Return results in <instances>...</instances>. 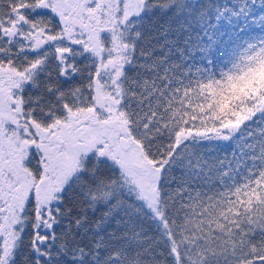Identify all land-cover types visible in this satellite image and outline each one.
<instances>
[{"label":"trees","instance_id":"1","mask_svg":"<svg viewBox=\"0 0 264 264\" xmlns=\"http://www.w3.org/2000/svg\"><path fill=\"white\" fill-rule=\"evenodd\" d=\"M26 1L11 0L12 10L35 3ZM139 10L117 22L116 36L102 33L101 54L74 55L65 74L53 51L56 35H37L46 43L38 73L45 75L29 93L51 101L50 91L70 88L71 80L49 79L47 64L57 77H74L78 88L116 59L127 134L162 170L157 197L146 203L122 185L110 161L90 155L63 189L46 243L23 232L8 264H264V0H141ZM116 17L123 15L92 12L83 20L95 28ZM27 18L33 26L27 21L24 34L48 26ZM82 41L68 50L87 47ZM0 53V66L26 54L21 46ZM53 109L46 103L40 114L21 110L12 117L30 133L33 120L45 122ZM233 123L239 128L225 139L215 136ZM189 131L201 135L179 142Z\"/></svg>","mask_w":264,"mask_h":264},{"label":"rangeland","instance_id":"2","mask_svg":"<svg viewBox=\"0 0 264 264\" xmlns=\"http://www.w3.org/2000/svg\"><path fill=\"white\" fill-rule=\"evenodd\" d=\"M92 1L97 2V7H95L92 12L94 13V15L99 14L100 18L102 16H106V18H108L119 14L123 15V18L116 17V21L111 23V26H107L106 24L100 25V23H98V26H96L95 28L90 27L89 23H86L87 21L83 20L82 16V25L80 26V28H75V26H78V24L75 20L71 19V21L73 20L72 22L70 21L73 27L71 38H73L74 41L80 40L82 38V43L89 47L90 52L93 55L98 56L99 54H101L102 51L101 46H99L100 44H103L104 36L102 35V33H110L114 36H116V34H119L121 26H117V22H120V24H122V22H124V20H127L128 17L137 14L140 11L139 9L141 8V0ZM40 3L41 1H36L34 4H32L31 10L36 11V8L43 6ZM90 6L91 5H89L87 8L84 7L82 12L88 9L89 14L91 15L92 7ZM102 11H104V14H102ZM6 14L8 19L10 14ZM78 18L80 17L76 13L75 19ZM28 26L31 27L33 26V24L30 23L28 24ZM25 31L32 32V30L27 28L25 29ZM98 35L101 36L99 37ZM55 40L56 43L60 44L59 46L55 44L56 47L60 48V51L58 53L54 51L57 57L56 61L63 62L62 64L65 66V68L63 70L62 67L60 68L58 66V68L59 71L63 72L64 74L67 70H69V68L71 69L75 66V62H73L74 55H77L82 59L88 58V55L84 57L83 54H78L81 52L83 53V48L77 47V44L73 45L77 48H71L70 50H68V46H71L72 43L70 44V42H64L62 40V34L56 36ZM259 41H262L264 43V37H260ZM81 48L82 50H80ZM44 51L45 50H36L35 52L39 53L32 56L21 54V57L15 56L17 58V61L15 63H10L11 61H9L5 64L6 67L4 68H8L9 73H4V71H2V74L10 75L11 77L15 78L12 83H7L4 81V78H0L2 82L1 85L3 87L9 84L11 85L10 98L7 97L8 100L11 101V113L13 111H16V113L21 111L18 110L20 104L19 101H21L20 97L28 93L31 89V83L34 81L31 80V78H38L37 76L39 66L40 64L43 65V63L41 62L42 55H46V53H43ZM85 54H89V52H86ZM22 58L24 60H22ZM28 58L32 60L26 63L29 60ZM69 59L73 60L72 66L68 65V63L65 62L69 61ZM115 61L117 60H108L104 61L103 64L100 63V74L96 75V77L93 78L91 85L84 86L85 84H79L81 85L80 87H78L79 89L75 88V85L73 83L70 88L68 84L64 86L63 93H65L66 95L69 92V89L70 91L72 90L70 92L71 105H74L73 109L76 116V119L73 123H68L65 116L62 119L65 123L60 124L58 127H54L53 129L47 130L46 126L42 124L43 122L37 124L41 128H43L42 131L37 133V137L41 138V144L39 147L41 149L44 160L42 166H40V175L41 177L46 176L49 182L48 188L45 189L43 192L45 197L43 199H39L41 200V209H43L47 205L48 202L46 201L49 197V199L53 201L54 206L56 208L59 207L60 198L63 193L62 187L64 186V184L65 187L66 185H69L70 181L74 179L75 176L79 174L83 169V163L88 160L90 155L92 156L93 154L110 161L111 165L114 166L115 170H118L117 175L121 179L123 183L122 185L124 187H127L128 189L131 185V187L136 193L135 195L140 196L143 200L146 201V203L150 201L152 202L154 197H157V191L162 170L161 168L156 167L151 161H149L148 158H146V156L141 150L140 145L135 142L129 136V134H127V122L122 116L123 114L121 113L122 108L119 96L120 89L118 83L119 74L116 71L117 62ZM18 65H24V69L20 70L17 67ZM45 66L46 68L48 67L51 70L50 74H53L55 68H53L54 65L51 66L50 64H47ZM21 77H23V81ZM29 77L31 78L27 79ZM18 84L20 86H18ZM96 85L98 88V100L96 99L94 92ZM89 87L91 88L90 93L88 91L85 92L84 89L86 90ZM81 90L84 91L85 94L82 93ZM84 96L87 98H84ZM29 112L34 115L30 110ZM16 118L18 117L15 115L14 118L11 116L12 127H17ZM28 118L30 119L32 118V116ZM48 120L49 117L46 121ZM49 124L51 128L54 126L53 122ZM239 125L240 123H233L224 126L220 128L221 131L216 133L215 136L220 139H225L226 135H229L232 132L236 131L239 128ZM35 126L36 124H34V127ZM27 135L25 133H22L20 129H12L11 150L13 151V156H15L16 160L20 163L19 166H16V170H20L22 173H25V178L24 176L23 179H21V177L18 178V173H16L15 177H11L8 182L11 187V194H18L17 187L19 186L20 189L22 187V189L24 190L28 187H31V190L36 188L37 179L35 180L33 174L29 171L31 169V166H33V164H31L33 160L30 159L31 157H29L28 149H26L29 144L30 146L34 147L32 145L33 139H31ZM200 135L201 134L192 133L189 131L187 133H180L178 139L179 142H182L184 140H190L194 138V136L199 137ZM120 137H125L128 140V150H123L120 148L118 144ZM20 149L23 150L24 153L22 152L17 155L16 153ZM51 169H53V172H51ZM42 189H44V187ZM32 192L33 190L31 191L30 195H32ZM23 209H25V206L23 207ZM23 209L19 206V204H15L14 206H12L11 210H9L10 212L6 211V213L1 212L0 214L1 221H3L5 217L8 218V222L6 224L7 229L4 231V234L2 232L3 235L0 236L1 258L3 257L4 253L9 252L10 246L12 249L15 248V241L17 240V238H20V236L23 234V230L26 228V222L24 221V219L27 215L26 211H21ZM29 210L32 211V209ZM154 211H156L155 213L158 214L157 208H154ZM8 213L12 214L10 218ZM20 218L22 219L20 220ZM9 228H11V235L9 234L8 236L7 234L9 232ZM34 231L35 232L33 233V238H31V240L33 239L32 241L35 244H39V241L44 242L47 240V233L39 231L38 228ZM4 243H6L7 247L3 246ZM22 243L24 244L25 242L23 240H20V242L16 243V246ZM5 248L6 252H4Z\"/></svg>","mask_w":264,"mask_h":264},{"label":"flooded vegetation","instance_id":"3","mask_svg":"<svg viewBox=\"0 0 264 264\" xmlns=\"http://www.w3.org/2000/svg\"><path fill=\"white\" fill-rule=\"evenodd\" d=\"M1 1V0H0ZM19 3H27L26 0H17ZM40 2L43 6H40L34 10H31L32 7L28 6L27 4L21 5L20 7H14V10H12L11 6V0L6 1L2 5L0 3V49H17L18 46H21L22 50L27 52V55H36L39 52H35L36 50H42L43 46L46 44L42 42V39L39 37L37 38V35L40 34L43 35V31L48 34V35H61L62 34V40L64 42H70V44L74 41L73 38H71V33L73 31L72 24L70 23L71 19L75 20V15L80 17L78 19L86 18L89 15L88 9L84 12L83 8L92 7V0H35V2ZM16 8H21V9H27V12L24 10H16ZM9 15V18L7 19V14ZM88 14V15H87ZM27 16H30V18H37L39 21H46L48 23L47 27H40L39 32H29V34H24V26L27 25V23L31 21V19H26ZM82 16V18H81ZM72 20V21H73ZM28 21V22H27ZM55 21L58 22L57 27H51L50 24H54ZM71 21V22H72ZM79 24L82 25L81 21L79 20ZM28 36V37H27ZM70 36V37H69ZM52 45H53V51H56L57 53L60 51V48L56 47L59 46V43H56V40H52ZM56 44V45H55ZM69 45V44H68ZM70 46V45H69ZM46 49H49L47 46ZM83 51L89 52L90 49L89 47H84ZM6 57V56H5ZM72 61H65L68 63V65L72 66ZM74 62V61H73ZM11 63V62H10ZM62 61H58V66L62 70L65 68V66L62 64ZM6 64V63H5ZM39 66V65H38ZM69 66V67H70ZM4 66H0V78H4V81L7 83H12L15 78L11 77L10 75H3L2 71L4 73H9L8 68H4ZM70 69V68H69ZM42 70V64L39 66L38 73ZM51 70L49 69V72ZM63 73V72H62ZM54 74V71H53ZM50 76V80H71V85L73 83L74 77L72 76H66V75H61V77H57V75ZM44 75V74H43ZM43 75L39 76L41 79L43 78ZM37 76V77H38ZM22 81H23V77ZM31 77L27 78L30 79ZM26 79V80H27ZM31 80H38V78H31ZM4 82V83H5ZM1 79H0V214L1 212H8L11 210L12 206L15 204H19L20 207L25 206V209L21 211H26V218L24 221L26 222V228L23 230L25 233V236L33 235L35 232L34 230L39 229L41 232H45L48 234V228L49 230L54 227V224L56 222L55 217L57 214V211L60 207L56 208L54 206L53 201H51L48 197V200L46 202L47 205L41 209V200L45 196L43 194L44 190L48 188L49 182L48 178L41 177L40 173V166H42V163L44 162L42 152L40 149V144H41V138L37 137V133L42 131L43 128H41L39 125H37V122H34L32 118L30 120H33V124H31V129L32 131L30 133L25 132L22 127H12V122H11V110H12V105L11 101L8 100L7 97L10 98V92H11V85L7 86H2L1 85ZM18 86H20L18 84ZM43 93L41 94H35V93H26L20 97L21 101L19 104V109L18 110H24L25 112L29 110L33 113H41L43 110V107L45 106L46 103H51L54 105L53 111L50 113V115H47L49 117V120L46 122H41L46 126V129H53L54 127H58L60 124H64L65 122L62 120L65 116L68 121L74 122L76 119L75 112H74V105H71V97L70 93H67V95L63 92H58V89H54L53 92H49L47 97H52L51 101L50 99H41ZM24 96H30L29 101L26 102ZM64 96V97H63ZM67 96V97H65ZM44 97V96H43ZM23 100H25L26 106H23ZM44 100V101H43ZM29 105V108H27ZM70 105V106H69ZM30 113V112H29ZM31 114V113H30ZM33 116V115H32ZM40 120V119H39ZM53 122L54 126L51 128L50 124ZM34 124L36 126L34 127ZM33 127V128H32ZM20 129L22 133H25L27 136H29L32 141V146H29L26 148L28 149V154L30 159L33 160L31 164V169L29 170L30 173L33 174V177L35 180L37 179L36 183V188L32 189V195L31 193V187L26 188L25 190L20 189V186L17 187L18 194H11V187L10 184L8 183L11 177H15L16 173H18V178L21 177L23 179V176L25 178V173H22L20 170H16V166H19L20 163L16 160L14 154L12 153L13 151L11 150V135H12V129ZM70 128V127H69ZM37 137V138H36ZM24 153L23 150H19L16 154ZM51 172H53V169H51ZM40 176V177H39ZM39 177V178H38ZM44 187V189H42ZM64 186L62 189H64ZM46 193V192H45ZM61 200V199H60ZM4 203V204H3ZM58 204V203H57ZM39 207V208H38ZM47 208V209H46ZM29 209H32L30 211ZM38 209V210H37ZM37 210V211H36ZM10 212V211H9ZM12 216V214H9ZM34 218V219H33ZM35 218H37V221H35ZM22 218H20L21 220ZM8 218L5 217L3 221L0 219V236L4 234V231L7 229V221ZM37 222V223H36ZM43 228V229H42ZM11 228H9L8 236L9 234L11 235ZM3 232V234H2ZM49 236V234H48ZM4 247H7L6 243L3 244ZM11 246L10 250L11 251ZM0 251H1V243H0ZM8 251V250H7ZM6 252V248L5 251ZM8 252V253H9ZM8 253H4L3 257H0V264H7V257L9 256Z\"/></svg>","mask_w":264,"mask_h":264},{"label":"water","instance_id":"4","mask_svg":"<svg viewBox=\"0 0 264 264\" xmlns=\"http://www.w3.org/2000/svg\"><path fill=\"white\" fill-rule=\"evenodd\" d=\"M97 89L98 88H97V85H96V87H95V97L98 100L99 99V96L97 94V92H98ZM118 144H119V146H120L121 149L128 150L129 144H128V140L125 137H120Z\"/></svg>","mask_w":264,"mask_h":264}]
</instances>
